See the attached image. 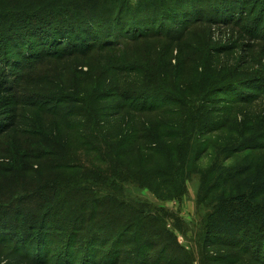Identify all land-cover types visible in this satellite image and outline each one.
Wrapping results in <instances>:
<instances>
[{"label":"rangeland","instance_id":"obj_1","mask_svg":"<svg viewBox=\"0 0 264 264\" xmlns=\"http://www.w3.org/2000/svg\"><path fill=\"white\" fill-rule=\"evenodd\" d=\"M15 1L24 2L22 6L30 8L24 10L27 13L12 18L0 17V39L3 38V43L0 42V150L6 143L2 133L11 125L19 127V123H24L20 116L27 117V127L36 116L44 119L37 118L41 130L47 133L52 122L48 120L52 118L45 120V114L50 108L63 113L76 109L71 97L66 100L68 104L62 101L65 95L77 90L88 91L100 82V95L108 93L104 103L111 108L108 116L116 112L112 108L115 104L142 106L140 100H121L115 87H109L119 81L126 90H137V94L149 101L160 98L148 107L154 105L162 108L163 114L166 112V116L159 113L158 116H136L126 111L121 121L126 120L132 126L131 119L136 117L141 120L138 125L153 128L162 118L165 126L180 131L195 128L205 132L201 135L203 150L209 147L210 150L204 156L191 154L190 173L184 188L181 187L183 195L178 198H159L148 187L132 182L124 185V199L135 204L137 210L155 217L148 221L150 224L154 221L148 234L139 235L134 233L136 230L128 229L122 234L127 242L120 241L116 249H111L110 244L97 248L100 255L96 259L85 255V243L80 241L76 249L84 250L73 259L69 258L71 253L62 254L59 246L45 256L43 251L47 246H42L38 255L37 249L0 243V264H66L73 260L76 264H264V237L254 234L250 243H227L229 237L209 232L207 221L208 215L222 202V189L215 187L223 181L219 179L223 171H231L234 176L239 174L236 173L239 169H251L247 174L261 173L260 182H264V0ZM130 32L147 33L148 38L127 48V57L134 61L127 66L128 73L113 72L117 64H111L114 55L109 48L102 52L94 49L88 54L62 55L64 48L68 52L86 48L89 37L94 35L98 40L95 46L108 41L110 45L121 44L122 48L115 46L113 50L122 51L126 41L120 37L132 36ZM77 35L84 37L80 46H75L79 42L74 41ZM7 36L14 38L8 46ZM19 36L23 40H17ZM41 40L45 45L32 60L44 55L46 61L32 72L34 61L28 56L22 60L20 54L27 52L23 47H31ZM20 45L24 50L14 51ZM51 52L59 54L52 59L47 56ZM158 72L165 75L162 83L138 76ZM26 74L33 76L27 78ZM77 98L81 100L82 95ZM178 98L184 101L180 103ZM207 110L210 115L205 114ZM206 126L219 130L210 134L209 130L213 129L202 131ZM12 127L11 132L16 128ZM63 135L66 137V133L62 132ZM207 138L211 141L205 144ZM196 157L200 159L195 161ZM22 163L0 154V167L10 164L19 168L0 175V239L13 242L30 237L29 230L3 233L4 226L13 230L22 221L30 222L24 221L23 213L19 212L27 203L4 199L7 188L11 190L18 184L12 183L17 175L28 183L27 188L33 185V170L37 167L30 162L26 170ZM215 166L226 169L213 170ZM221 177L228 179L230 186L233 184L231 176ZM212 186H215L213 191ZM16 217L22 220L18 219L17 226Z\"/></svg>","mask_w":264,"mask_h":264},{"label":"trees","instance_id":"obj_2","mask_svg":"<svg viewBox=\"0 0 264 264\" xmlns=\"http://www.w3.org/2000/svg\"><path fill=\"white\" fill-rule=\"evenodd\" d=\"M22 3L24 2L0 0V17L12 18L17 14L27 13L24 10L30 7H24ZM28 17L32 16L28 15ZM188 28L189 26L186 29ZM130 34L132 36L120 37L121 40L126 41L122 51L121 49L118 52L113 50L115 46L121 47V44L112 45L113 43L110 42V45L108 41L105 42L106 45L104 43L98 47L95 46L94 43L98 40L94 35L89 37L86 48L68 52V49L63 47L62 55L80 52L88 54L94 49L102 52L105 48H109L111 49L109 52L114 55L111 64H117L114 68L111 66L113 72L128 73L130 71L127 66L134 61L131 57H127V48L132 44L144 42L148 38L147 33L137 35L130 32ZM109 37L112 38L113 35ZM2 39L0 42L3 43ZM13 39V36L5 38L7 46ZM16 39L23 40V36ZM78 40L75 46H80L84 37L77 35L74 41ZM44 45L41 40L27 48L20 45L14 51L27 49V52L20 54L21 59H25V56L31 58V61H34L31 65L34 69L32 72H35V68L46 61L44 55L35 59L36 61L32 60ZM6 50L8 54L12 53L9 52V47ZM58 54V52L55 54L51 52L47 56H52L50 58L53 59ZM36 63L38 64L34 65ZM158 74L159 72L144 76L139 73L138 76L152 78L153 82L162 83L165 75L158 76ZM104 75L105 73L102 77ZM25 76L31 78L33 75ZM21 79L23 82L26 80L24 75ZM100 87L101 82L100 85L88 91L68 92L69 95L66 94L62 101L71 97L76 109L72 108L63 113L58 109L50 108L49 113L45 114V120L52 118L48 120L52 122L48 124L47 133L40 128L38 119H44L39 116H36L38 119L35 118L30 122L29 127L25 123L27 117L20 116V120L24 123H19V127L15 125L13 132L10 131L13 126L11 125L2 133L5 138L3 143H6L2 145L0 154L19 162L24 161L22 164L26 170H29L26 166H31L30 162H34L37 169L33 170L35 173L32 177V186L27 188L28 183L17 175L12 183L18 184L11 190L7 188V196L4 197L6 202L16 199L23 204L27 203L19 212L23 213L24 221L30 220V222L27 224L20 217H16L17 219H14L16 226L20 225L18 219L22 221V225L13 230L4 226L3 233L29 230L30 237L17 242L2 238L0 243L15 244L18 248L37 249V253L42 246H47L43 251L45 256L53 253V249L59 246L62 254L71 253L69 258L73 259L79 251L84 250L76 249L77 241H80L85 243V255L94 256L96 259L100 255L97 248L110 244L111 249H116L121 245L120 241L127 242L122 238V234L128 229L136 230L134 233L138 232L139 235H144L143 232L146 234L151 232V224L154 221L151 224L148 221L153 215L144 214L145 211L137 210L135 204L124 199L123 187L126 183L132 182L148 187L159 198L166 200L183 195L184 184L190 173L188 162L191 160V154L204 156L210 150V147L203 150L201 135L205 132L195 128L180 131V129L167 127L162 118L157 120L155 127L147 128L138 125L141 120L133 117L131 119L133 125L130 126L126 120L121 121L126 111L136 116H158V113L166 116V112L162 113V108L154 105L148 107L151 102L159 101L160 98L156 97L149 101L137 94V90H126L120 81L110 84L109 87H115L116 94L121 100H140L143 105L127 106L124 102L115 104L112 108L115 107L116 112L108 116L107 111L111 108L104 105L108 93L104 92V96L100 95ZM78 95H82L79 101H77ZM173 99L178 101L175 97ZM178 99L180 103L184 101ZM39 101H42L41 97ZM66 102L68 104V101ZM202 103L205 104L204 100ZM205 114L210 115V111L207 110ZM209 128L206 126L202 131H207ZM210 129H213L209 130L210 134H215L219 130L214 131V126ZM62 132L66 133V137L61 136ZM195 140L197 141L194 143ZM210 141L207 138L205 144ZM200 157H196L195 161H198ZM11 162L16 163L15 160ZM18 169L7 164V167H0V175ZM215 169L222 171L221 169L226 168L215 166L213 170ZM26 170L24 173L27 172ZM250 170L239 169L236 172L239 174L234 176L231 175V171L225 170L221 175L231 176L232 178L229 179L230 181L233 179V184L230 186L227 183L228 179L224 180L220 175L219 179L223 181L218 183L221 184L218 187L212 186L210 189L211 191L214 187L217 190L222 189L221 197L223 198L217 209L207 217L208 229L214 235L229 237L227 243L238 241L250 243L251 235L254 234L264 237V182H260L263 176L258 172L247 174ZM181 187H183L182 192ZM152 220H155V217ZM4 235L7 234L4 233ZM80 238L83 241L79 240ZM228 245L231 246V244ZM66 264H76V261L66 262Z\"/></svg>","mask_w":264,"mask_h":264}]
</instances>
